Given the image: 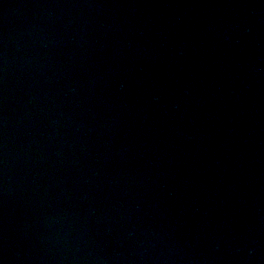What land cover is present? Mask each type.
<instances>
[{"label":"water","instance_id":"1","mask_svg":"<svg viewBox=\"0 0 264 264\" xmlns=\"http://www.w3.org/2000/svg\"><path fill=\"white\" fill-rule=\"evenodd\" d=\"M0 264H264V0H0Z\"/></svg>","mask_w":264,"mask_h":264}]
</instances>
